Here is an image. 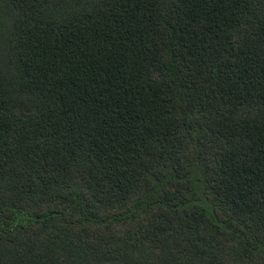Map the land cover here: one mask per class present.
I'll list each match as a JSON object with an SVG mask.
<instances>
[{
  "label": "trees",
  "instance_id": "obj_1",
  "mask_svg": "<svg viewBox=\"0 0 264 264\" xmlns=\"http://www.w3.org/2000/svg\"><path fill=\"white\" fill-rule=\"evenodd\" d=\"M0 264H264V0H0Z\"/></svg>",
  "mask_w": 264,
  "mask_h": 264
}]
</instances>
